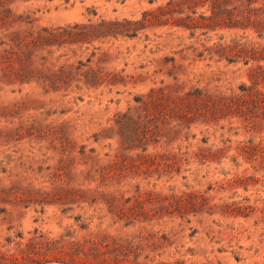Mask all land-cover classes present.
I'll use <instances>...</instances> for the list:
<instances>
[{
	"label": "rangeland",
	"instance_id": "1",
	"mask_svg": "<svg viewBox=\"0 0 264 264\" xmlns=\"http://www.w3.org/2000/svg\"><path fill=\"white\" fill-rule=\"evenodd\" d=\"M0 264H264V0H0Z\"/></svg>",
	"mask_w": 264,
	"mask_h": 264
}]
</instances>
